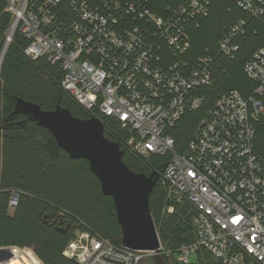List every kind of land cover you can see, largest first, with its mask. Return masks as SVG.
I'll return each mask as SVG.
<instances>
[{"label":"built area","instance_id":"2783aa9c","mask_svg":"<svg viewBox=\"0 0 264 264\" xmlns=\"http://www.w3.org/2000/svg\"><path fill=\"white\" fill-rule=\"evenodd\" d=\"M5 1L14 33L29 41L28 57L57 64L61 86L93 116L116 118L132 151L169 155L163 212L188 202L196 240L175 250L161 243L158 253L190 264L205 249L224 264H264V149L255 143L256 122L264 121V43L243 65L255 85L248 97L214 90L222 61L238 56L256 23L264 26V0H230L217 49L201 53L195 31L216 0H180L161 11L158 0ZM188 113L200 115L178 150L173 129ZM18 201L12 190L10 209ZM64 254L79 264H141L155 252L78 226Z\"/></svg>","mask_w":264,"mask_h":264},{"label":"trees","instance_id":"16d2710c","mask_svg":"<svg viewBox=\"0 0 264 264\" xmlns=\"http://www.w3.org/2000/svg\"><path fill=\"white\" fill-rule=\"evenodd\" d=\"M179 1L158 0V10ZM231 5L230 0H216L201 29L195 31L197 52L208 47L217 49L223 24L232 18ZM13 21L14 14L7 10L6 1L0 0V57ZM256 24L257 33L248 34L238 56L222 61L215 93L226 89H237L245 97L252 93L255 85L244 73L243 65L264 43V26ZM28 43L17 29L0 67V248L13 246L23 255L32 253L33 264H79L64 254L76 227L86 226L118 245L122 244V230L114 200L103 193L88 160L73 159L58 145L50 130L15 112L17 99L23 98L46 110L60 104L75 116H93L61 86L63 74L57 64L43 58L33 60L25 54ZM96 115L105 124V134L124 149V161L131 169L148 175L161 171L168 154L141 157L127 146L130 133L116 118ZM199 115L186 114L173 129L178 150L190 139ZM255 143L264 149V121L256 122ZM12 190L19 192L14 209L9 206ZM165 205L166 190L160 177L150 196V209L163 247L175 250L183 243L195 241L196 232L191 223L193 207L186 201L175 203V212L168 214L163 212ZM62 218L65 219L62 225H70L67 233L57 226ZM162 258L167 264H180L172 254H162ZM145 259L156 264L152 256ZM190 264L224 263L209 251L199 249Z\"/></svg>","mask_w":264,"mask_h":264},{"label":"water","instance_id":"95a60500","mask_svg":"<svg viewBox=\"0 0 264 264\" xmlns=\"http://www.w3.org/2000/svg\"><path fill=\"white\" fill-rule=\"evenodd\" d=\"M14 28L15 23L2 51L0 67ZM15 112L50 130L58 145L73 159H87L90 169L100 180L103 193L114 200L122 230V244L132 249L155 252L153 259L156 264H167L158 253L161 240L150 209V196L166 164L160 172L155 170L149 175L131 169L124 161V149L105 134V124L97 116L81 118L60 104L55 109L46 110L23 98L17 99ZM60 222L63 224L65 219ZM68 227L69 224H65L60 229L66 233ZM13 248H0V264L9 263L16 257Z\"/></svg>","mask_w":264,"mask_h":264},{"label":"bare ground","instance_id":"6f19581e","mask_svg":"<svg viewBox=\"0 0 264 264\" xmlns=\"http://www.w3.org/2000/svg\"><path fill=\"white\" fill-rule=\"evenodd\" d=\"M16 257L6 264H33L35 262V256L32 253L21 254L18 249H15Z\"/></svg>","mask_w":264,"mask_h":264},{"label":"rangeland","instance_id":"374dc122","mask_svg":"<svg viewBox=\"0 0 264 264\" xmlns=\"http://www.w3.org/2000/svg\"><path fill=\"white\" fill-rule=\"evenodd\" d=\"M10 30H11V28L7 31L6 42H7V39H8V37H9ZM12 37H13V36H12ZM12 37H11V40H12ZM11 40H10V42H11ZM10 42H9V43H10ZM0 140H1V133H0ZM14 248H17V247H14ZM192 259H193V257H192ZM3 264H6V263H3ZM142 264H150V262H149L148 259H145V260L142 262Z\"/></svg>","mask_w":264,"mask_h":264},{"label":"flooded vegetation","instance_id":"af4514ba","mask_svg":"<svg viewBox=\"0 0 264 264\" xmlns=\"http://www.w3.org/2000/svg\"><path fill=\"white\" fill-rule=\"evenodd\" d=\"M64 225H65V224H64ZM64 225H62L61 222H60L59 224H57L58 227H62V226H64ZM69 229H70V225H69V227L67 228V232L69 231ZM67 232H66V233H67Z\"/></svg>","mask_w":264,"mask_h":264}]
</instances>
